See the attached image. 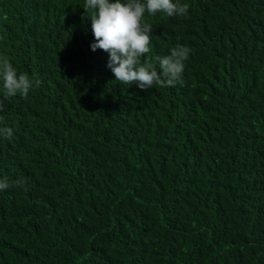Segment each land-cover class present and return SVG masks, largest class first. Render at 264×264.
Wrapping results in <instances>:
<instances>
[{
	"label": "trees",
	"instance_id": "1",
	"mask_svg": "<svg viewBox=\"0 0 264 264\" xmlns=\"http://www.w3.org/2000/svg\"><path fill=\"white\" fill-rule=\"evenodd\" d=\"M182 2L144 58L189 47L183 84L144 90L85 0H0V56L42 81H0V264H264V0Z\"/></svg>",
	"mask_w": 264,
	"mask_h": 264
},
{
	"label": "clouds",
	"instance_id": "2",
	"mask_svg": "<svg viewBox=\"0 0 264 264\" xmlns=\"http://www.w3.org/2000/svg\"><path fill=\"white\" fill-rule=\"evenodd\" d=\"M83 9L89 13L95 38L91 49H101L108 54L107 67L115 80L130 86L135 84L144 90L183 84L185 61L191 49L178 43L167 55L156 56L154 60L144 58L151 52L153 33V26L146 22L145 14L188 18V3L182 0H85ZM0 81L4 99L17 94L27 98L30 90L42 83L35 75L18 73L6 56H0ZM3 110L4 102L0 100V112ZM2 123L3 117H0ZM0 137L12 139L13 128L0 127ZM11 186L6 178L0 179V191Z\"/></svg>",
	"mask_w": 264,
	"mask_h": 264
}]
</instances>
